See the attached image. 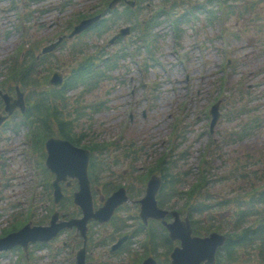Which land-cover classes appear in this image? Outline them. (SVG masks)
I'll return each instance as SVG.
<instances>
[{
	"label": "rangeland",
	"instance_id": "374dc122",
	"mask_svg": "<svg viewBox=\"0 0 264 264\" xmlns=\"http://www.w3.org/2000/svg\"><path fill=\"white\" fill-rule=\"evenodd\" d=\"M50 1L56 0H26L28 8L32 9V12L34 10V15L36 16L34 21L36 25L39 24L41 20L43 22L42 26L34 25V28L31 30L32 33L28 34L29 37H32L29 39H36L39 35L42 37L51 32H56L57 29H60V27L57 28V22L67 21L78 12H88L94 9L95 6L101 4L103 0H74L75 5L73 4L68 8L69 11L70 9L73 11L66 20L64 15L67 12L64 14V12L62 13L58 10L60 5H58L57 10H51L44 14L39 11L37 12V9H40L42 6L50 5ZM260 1L261 3H257L256 6L263 16L258 19L249 20L251 23L247 24V18L245 20L244 17L233 14L231 21H228L227 28H233L234 32H238L239 36L230 38L226 34L231 45L228 47L227 52H224L222 49L223 39L217 36L221 28L218 26V22L207 23L204 16H202V19L198 21L199 28L195 31L197 35L195 36L192 33L191 35V29L189 28L181 42L182 46L186 47V52L190 55V58H184L182 61L180 60V54L185 51L177 49L178 46L176 42L178 41L171 38L172 30L167 27L163 35L157 39L156 44L158 51L156 53V60L151 58L145 47H143L141 53L138 55L140 64L143 66H146V64L150 65L151 69H149V71H141L139 64H132L128 59L126 62L130 63L132 67L131 71L123 73V71H125L123 68H115V71L113 70L111 74L112 78L113 74H115L116 77L113 80L111 78L110 81H102L100 88L91 96H87L85 100H107L106 107L100 110V112L96 114L89 113L91 118H87V122H90V125H92L90 138H93L95 134L96 140L99 141L106 139L107 136L118 137L119 134L124 136L118 139L117 145L115 143L109 145L104 153L108 162H112V173L107 170L103 173L106 178H111L117 182L121 181L122 183H127L129 180L134 179L136 186H139L132 174L128 172L129 167L124 163L123 151L132 140L135 145H142L152 153V161L164 150V146H167V137L159 138V136L164 133L168 136L169 133L166 134V130H171L175 115L178 114L180 117L185 118L186 122L193 123L188 125V129L191 130V132L187 134L186 138L187 145L191 142L193 144L191 150L192 156L188 161L197 162V159L201 156L198 150L206 143H210L213 144L211 152L215 155H222L218 163L226 161L228 162L226 167H231L233 169V171L231 170L229 173L223 171L225 169L224 167L219 169L217 171L218 178L213 184L215 189L214 192H220V197L228 198L231 196V201L227 206H223L221 212H213L215 217L220 219L214 226H217L218 222L221 221L224 223L227 222L229 225L232 224V220L230 219L237 213L235 210L237 209V204H234V201L242 197L243 194L242 189L238 186H247L248 178H250L252 183L264 180V126L260 129L256 128L250 136H245L244 138L233 137L228 140V142L225 141L223 143L225 134H227L229 130L235 128L231 123L238 124V121H232L230 123L228 118L224 119L221 117L214 126L212 137H208V134H206L204 138H193L195 136L194 131H197V128L207 129L209 127L210 117H206L202 114V109L211 99L214 100V96H221V91L219 90L220 83L214 81V79L221 81V77L224 78V82L227 86L243 78V81L252 89L249 95H247V91L243 94L238 93L236 95L239 104H242L244 101L251 104L248 101V97L251 96L254 110L261 112L262 118H264V0ZM28 8L27 12L29 10ZM151 9V6L145 8L139 18L144 19L148 17ZM10 19H13L12 12H10ZM65 23L66 22H64V24ZM53 26L54 28L51 30ZM224 26L225 24L223 25V29ZM5 28L7 29L8 25H6ZM1 29L2 25L0 24V36L2 33ZM10 30H14L12 25L10 26ZM139 31L141 32L140 28L133 32V35L138 34ZM111 34H113V32ZM111 34L110 32H106L100 38L89 35L87 40L88 43L91 44L90 50L103 47L108 52H111L116 49L117 46L115 42L106 47V42ZM6 38L9 39L6 42L7 46H9L8 49H12L13 46L17 45L20 35L14 31L12 35ZM132 39L134 40L135 37H132ZM260 41L262 42L260 43ZM71 44L73 43H68L66 47H60L56 53L57 58L55 59V63L60 67L63 63L67 65L70 64L71 58L68 53L69 51H73V47L70 46ZM173 50H175V52ZM120 80L122 81L119 82ZM152 82H159V87L153 89V93L156 96L152 95L150 97L149 93ZM130 90H133L132 94H130ZM74 94L75 92L73 91L69 93L72 98H74ZM255 94L257 95L254 96ZM133 98L138 104H134V109H132V122L129 124L127 130L123 129L121 131V122L124 120V116L127 115L125 114V110L129 105V101L133 100ZM233 102L232 95L230 99H227L226 103ZM235 105H237V103H235ZM243 120H247L246 115H243ZM21 127L22 132L19 135L10 133L9 142L12 151L9 152V155L11 156L13 154L12 161L14 170L12 173H14V176L10 182L11 185L7 188L8 192L5 194V198L7 199H4L2 202L3 206L8 207L16 201L14 198H22L26 188L28 190L29 187V179L27 177L29 172L23 156L24 153L21 152V148L25 147L22 138L24 133H27V128L24 125ZM3 136H6L4 138L7 139V132H5ZM211 140L214 142H210ZM211 152L208 151L210 155H212ZM149 159L150 158H146L143 162H139V166L145 162L148 163ZM6 172L7 168L4 174L0 172V177H5ZM242 175H246L244 178L245 181L242 179ZM1 187H3L2 184H0V188ZM42 189H44V187ZM40 201L41 197L38 202ZM44 201L45 203L37 204L38 207L34 210L37 216L47 213V208L51 206L50 198ZM11 209L13 208L9 207V210ZM137 210V203L129 202V204L121 210V213H123L125 217L129 214L133 216L136 214ZM7 218L8 217H6V221ZM36 218L37 217H34L35 221ZM130 220L131 219L127 221L129 224L131 222ZM96 228L104 232L105 239L98 240V235L96 234L95 240L93 236V242L89 245L91 261L93 264L103 261L115 264L116 262L113 261L114 257L110 256L108 251H105L104 248L108 242V237L111 236L112 227L110 225H94L91 231L94 233ZM69 240L66 232L54 240L52 244H50L54 253L48 251V246L33 247L32 251L34 256L32 264H70L71 257L69 253H71V245L68 246L70 243ZM72 243L76 244L75 241H72ZM250 250L255 251V249L252 248H250ZM13 254V263L9 262L13 257L1 254L0 264H24L23 258L20 260L17 254ZM27 255L29 256V253ZM255 256L256 253H254V257ZM99 257H101L100 261L96 259ZM119 261L122 262L123 260L120 258Z\"/></svg>",
	"mask_w": 264,
	"mask_h": 264
},
{
	"label": "water",
	"instance_id": "95a60500",
	"mask_svg": "<svg viewBox=\"0 0 264 264\" xmlns=\"http://www.w3.org/2000/svg\"><path fill=\"white\" fill-rule=\"evenodd\" d=\"M97 18L98 16L82 21L79 25L76 26L72 34L83 30ZM51 82L59 83L60 75L54 74L53 78L51 79ZM215 111L216 110L214 108L213 113L216 115ZM47 146L49 149L47 161L52 167V169L61 172L62 167L65 166L70 174L77 175L80 179V191L76 192L75 200L81 205L84 211V216L81 219L75 220L78 223L79 227L84 230L85 223L91 216L99 219L108 218L112 207L123 199V195L121 194V192L117 193L113 197H110L105 207L100 208L96 212H93L91 195L89 190V182L85 170L87 152L85 150L76 148L68 141L63 140H49L47 142ZM60 163L62 164L61 166ZM157 187L158 180H151L147 190V195L145 198L142 199V214L144 218L149 215L161 217L165 213V211L159 209L156 206L155 193ZM168 227L171 230V235L174 238H180L182 240V245L185 246V248L189 246L199 247L202 249L203 253L210 258V260L213 259V254L216 246L222 243L224 240V236L217 233H211L210 236L206 238L191 237V227L188 219H186L185 221H181L179 220L178 216L176 217V220L174 222L168 224ZM23 231H25V229L18 233H15L16 243L20 241L25 242L24 239L20 238ZM45 231V228L37 230V235L39 239L47 238L49 236H44ZM26 232L27 234L30 233L29 230H26ZM11 239L12 237H8L6 239L0 240V249L12 246L13 243L10 241ZM177 254L178 250L173 253V256L175 257ZM82 261L83 257L80 256L78 264H82ZM145 264H147V262Z\"/></svg>",
	"mask_w": 264,
	"mask_h": 264
},
{
	"label": "trees",
	"instance_id": "16d2710c",
	"mask_svg": "<svg viewBox=\"0 0 264 264\" xmlns=\"http://www.w3.org/2000/svg\"><path fill=\"white\" fill-rule=\"evenodd\" d=\"M257 3L258 1H252V3L248 4L250 6H252V4ZM253 7V6H252ZM109 68V67H108ZM83 73L79 76V80L84 81V82H91L93 79L95 80V78H98V76L102 73L101 69H92V68H83L82 69ZM91 72V74H89ZM104 74V72H103ZM49 98L48 96L45 98H41L39 101H37V109L39 111H44L46 109H48L50 106H52V103L55 102L54 100L48 103ZM35 104H33L32 106H34ZM58 105H56L55 110H57ZM61 114V113H60ZM164 179L167 180H172V181H176L178 178V174L177 175H173V174H169V173H164L163 174ZM202 184H199L197 186H195V188L191 191L190 193V199H194L196 201H198V197L200 195V193H198L197 191L201 190ZM258 195H261V198L258 203H260L262 200H264V190H261ZM205 198V197H203ZM251 204H253L252 202H250V200L248 201V206ZM187 205V204H186ZM185 205V206H186ZM191 207H189V210H194V211H206L207 209H209L211 206L207 205L205 202H196V203H192L190 205ZM263 213L261 214H257L258 216H261ZM242 218L241 221H239V224L243 223L242 221H247L249 218L247 217L246 214H241ZM256 242H262L263 247H262V251H264V216L260 217V219H255V221L253 222L252 225H247L244 226L241 229V233L239 235H237V239L235 241H229L228 243H226V245L224 246V249L227 251V254L231 256L232 252H236L237 250V245L239 246H249L253 243ZM223 249V250H224ZM261 251V253L263 254V252Z\"/></svg>",
	"mask_w": 264,
	"mask_h": 264
},
{
	"label": "flooded vegetation",
	"instance_id": "af4514ba",
	"mask_svg": "<svg viewBox=\"0 0 264 264\" xmlns=\"http://www.w3.org/2000/svg\"><path fill=\"white\" fill-rule=\"evenodd\" d=\"M11 88V86H9Z\"/></svg>",
	"mask_w": 264,
	"mask_h": 264
}]
</instances>
